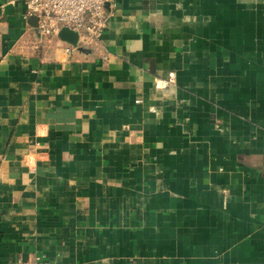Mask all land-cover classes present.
I'll list each match as a JSON object with an SVG mask.
<instances>
[{
    "label": "crops",
    "instance_id": "0c3cea01",
    "mask_svg": "<svg viewBox=\"0 0 264 264\" xmlns=\"http://www.w3.org/2000/svg\"><path fill=\"white\" fill-rule=\"evenodd\" d=\"M115 2L70 58L0 0V264H264V0Z\"/></svg>",
    "mask_w": 264,
    "mask_h": 264
},
{
    "label": "built area",
    "instance_id": "2783aa9c",
    "mask_svg": "<svg viewBox=\"0 0 264 264\" xmlns=\"http://www.w3.org/2000/svg\"><path fill=\"white\" fill-rule=\"evenodd\" d=\"M24 19L37 18L40 38L59 41L67 57H72L75 51L72 47L62 43L56 34L62 28H68L78 34V46L88 47L91 43L100 42L104 29L116 7L115 0H24ZM34 45L32 48H37ZM106 54L103 60L108 59V46H103ZM167 84L174 83V74L170 73ZM18 264H55L42 261L38 255L28 260L19 261Z\"/></svg>",
    "mask_w": 264,
    "mask_h": 264
},
{
    "label": "water",
    "instance_id": "95a60500",
    "mask_svg": "<svg viewBox=\"0 0 264 264\" xmlns=\"http://www.w3.org/2000/svg\"><path fill=\"white\" fill-rule=\"evenodd\" d=\"M28 22L30 24L31 27H36L37 25V18L36 17H30L28 19ZM33 31L36 33V34H39L38 30L33 28ZM56 37L62 42L64 43L65 45H68L70 47H72L75 51V53H89L90 52V48L86 47V48H82L80 46H78V34L74 31H71L69 30L68 28H62L57 34H56ZM42 261L44 262H51V263H54L53 261H50V260H46V259H43L41 257ZM57 264V263H55Z\"/></svg>",
    "mask_w": 264,
    "mask_h": 264
}]
</instances>
